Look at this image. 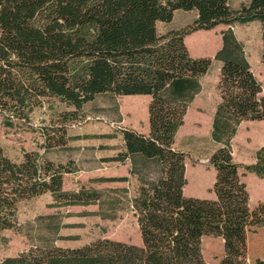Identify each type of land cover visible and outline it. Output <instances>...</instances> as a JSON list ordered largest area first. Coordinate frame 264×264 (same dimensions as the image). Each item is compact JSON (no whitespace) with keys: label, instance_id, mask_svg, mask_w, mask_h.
I'll return each mask as SVG.
<instances>
[{"label":"trees","instance_id":"1","mask_svg":"<svg viewBox=\"0 0 264 264\" xmlns=\"http://www.w3.org/2000/svg\"><path fill=\"white\" fill-rule=\"evenodd\" d=\"M0 0V114L27 120L43 99H53L75 117L98 95H149L147 134L117 126L122 146L102 162L125 163L129 176L95 177L91 182L137 183L127 187L63 189L68 164L24 152L20 161L0 147L1 232L16 226L21 200L50 193L51 206L97 205L85 212L114 219L128 208L136 218L141 245L97 238L80 246L63 247L57 239L60 223L49 236L0 264H209L201 239L219 237L223 254L211 264H264V255L248 260L247 232L264 226V200L249 207V194L239 169L264 178V145L254 161L238 163L232 139L246 120H264L262 82L251 70L244 43L232 26L260 24L264 63V0ZM176 11H193L184 27L158 30L170 24ZM221 46L212 57L190 55L184 37L217 25ZM220 62L216 89L219 101L212 117L208 164L215 170L213 199L183 194L185 153L174 148L189 104L200 91L201 78L212 61ZM119 121V108L114 106ZM62 135V134H61ZM103 137H113L104 134ZM50 138H47V141ZM45 144V143H44ZM50 145V144H49ZM108 148V146H100ZM53 219V215L41 216ZM66 226V225H63Z\"/></svg>","mask_w":264,"mask_h":264},{"label":"rangeland","instance_id":"2","mask_svg":"<svg viewBox=\"0 0 264 264\" xmlns=\"http://www.w3.org/2000/svg\"><path fill=\"white\" fill-rule=\"evenodd\" d=\"M240 1L233 0L232 3L237 6ZM194 17L193 11H176L170 24L158 23V30L164 32L169 27H184ZM257 24L260 26L259 23ZM223 28L225 26L220 24L212 31L196 30L185 36L184 42L189 53L212 57L215 43H218L220 39L219 31ZM237 33L248 41L247 47L251 55L249 60L257 78L263 84L264 92V63L260 59V29L255 24H250L241 32L237 30ZM219 66L213 60L205 77L208 88L204 91L203 100L206 108L215 99L213 84L218 81ZM131 96L133 95H98L85 104L77 116L69 117V119L63 113L72 108L53 99H43V102L33 109L27 120L12 118V126L4 125L3 118L6 113H2L0 114V147L3 153L13 161H20L24 152H39L45 159L68 164L74 171L63 175L62 187L66 191H77L81 187L100 189L127 187L129 195H133L137 183L132 178L130 182H91V179L95 177L126 176L124 175L126 170L120 164L102 162L100 159L105 157V154H115L121 148L122 142L117 126L136 125L140 129L144 128V116L147 113L144 97L147 96L139 95L142 98ZM116 104L118 108L120 104L128 107L124 119L119 124L114 122L117 118L114 110ZM196 117L197 114L194 112L186 114L182 131L177 136L178 141L186 135L195 134L194 131H197L196 133L201 137L208 136V120L202 117L200 121H197ZM247 124L249 128L246 129L243 126L234 142L235 149L240 148L236 155L239 161L245 158H252L254 161L255 150L260 143L264 144V120H251ZM192 129L194 131H191ZM104 134H111L113 137H103ZM47 138L50 140L47 141ZM246 141H248L247 144H245ZM193 145L198 144L194 142ZM100 146H108V148H100ZM203 146H213V143L210 139H205ZM189 148L194 151L192 146ZM240 171L249 173L243 168ZM260 179L250 173L243 180L251 194L249 200L251 208L264 200L259 198L260 195L264 198V181ZM52 201L50 193L47 192L17 203L16 226L1 232L4 238L0 245L1 258L17 255L41 242L49 236L47 228H54L55 223L61 225L59 234L73 236V239L55 240L54 244L58 246H80L97 238H110L141 245L136 218L128 208L119 210L114 219H102L94 214H85V212L96 211L97 205L51 206ZM45 215H53L54 218L41 217ZM201 244L203 257L207 263H215L222 256L223 243L219 237L204 235ZM247 252L248 260L251 262L264 255V226L248 230Z\"/></svg>","mask_w":264,"mask_h":264},{"label":"crops","instance_id":"3","mask_svg":"<svg viewBox=\"0 0 264 264\" xmlns=\"http://www.w3.org/2000/svg\"><path fill=\"white\" fill-rule=\"evenodd\" d=\"M257 23H259V22L253 21V22H250V23H247V24H235L234 26H232V29H233L236 37L244 43L245 51H246V57H247V60H248V62L250 64L251 70L253 71L255 76H256V73H255V71L253 69V66H252L250 60H249V56H251V55L249 53V48L247 47L248 41L245 38H243L242 35H239L237 33V30H240V32H241L244 28H246L250 24H255L260 29V26H258ZM210 31H212V29H210ZM220 31H219V35H218L220 37V39H219L218 43L217 42L215 43L216 45H215V47L212 50L213 51L212 56L214 55L216 50L221 46ZM191 56H193V57H203V56H209V55H191ZM215 62H217L220 65V62H218V61H215ZM207 75H208V73L205 74L201 78L200 91L195 95L193 101L189 104V106H188V108H187V110L185 112L184 117L189 112H194L195 114H197V117H196L197 121H200L202 117H205L208 120V130H207L208 136L201 137V136H199V134L196 133L197 131H194L192 129L191 131H194L195 134L186 135V137H184L180 141H178L177 140V136L179 135L180 131H182V128L184 126V118H183V124L179 127V129H178V131H177V133L175 135L173 146H174V148H176L178 150H181V151H183L185 153V171H184V175H185L186 183L183 186V194L185 196H189V197L213 199L215 197V194L213 192V183H214V180H215V170H214V168L212 166H210L208 164L209 154H210L213 146L204 147L203 146V140L210 139V130H211L212 117H213V114H214V111H215L216 104L219 101V95H218V92H217V89H216V83H217L216 82V83L213 84V89L215 90V99H214L213 103L211 105L207 106V108H206V106H205L206 104H205V102L203 100V94H204V91L208 88L206 83H205V77ZM146 96L147 97H144V98H146V104L145 105H146V108H147L149 100H150V96L149 95H146ZM131 97H137V98L140 97V98H142L139 95H133ZM127 108H128L127 106H123L122 104H120V106H119V121H114L116 124H119L122 121V119H124L126 111H128ZM144 120H145L144 121V128L140 129L136 125H130L128 127L129 128H133V129L137 130L138 132L147 134L148 131H149L148 112L145 114ZM250 121L251 120H246V121H243L242 123H240V125H239V127L237 129V132H236L235 136L232 139V154H233V158H234L235 161H237L238 163H241V164L250 163V162L253 161V159L252 158H245L244 160H242V161L240 160L239 161L236 158V155H237V153H238L240 148H238L236 150L235 147H234V142H235V139H236L240 129L243 126H245L246 129L249 128L247 126L248 125L247 123H249ZM194 123H198V122H194ZM123 127H125V126H123ZM246 138H250V137L246 136ZM194 142H196V144H198V145L194 146L193 145ZM247 143H248V141L245 142V144H247ZM261 145H264V144L260 143L258 145V147H260ZM189 146H192L194 151H192L189 148ZM243 147L245 148V146H243ZM112 155H114V154L113 153L105 154L104 156H112ZM110 163L120 164L121 166H123L125 168V170H126V174H124V175L129 176V174H128V168H129L128 161H126L125 163H118V162H110ZM239 174H240V177H241V179L243 181L244 178L250 174V172L245 174V173L241 172L240 169H239ZM260 180L264 181V178H261ZM243 182L245 183V181H243ZM245 185H246V183H245ZM246 189H247V187H246ZM248 194H249V200H250L251 199L250 198L251 194L249 192H248ZM261 197H262V195H260L259 198L260 199H264V198H261ZM250 206H251V204L249 205V207Z\"/></svg>","mask_w":264,"mask_h":264}]
</instances>
